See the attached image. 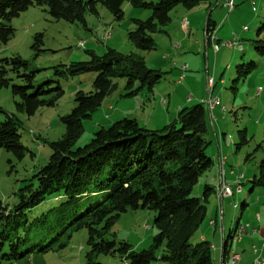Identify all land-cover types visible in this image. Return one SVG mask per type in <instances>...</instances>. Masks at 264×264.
I'll return each instance as SVG.
<instances>
[{
	"label": "trees",
	"instance_id": "1",
	"mask_svg": "<svg viewBox=\"0 0 264 264\" xmlns=\"http://www.w3.org/2000/svg\"><path fill=\"white\" fill-rule=\"evenodd\" d=\"M151 9L147 21L137 20L130 40L141 51L156 48L154 35L165 29L171 12L179 6L187 10L210 4V0H0V49L15 36L14 19L32 7L44 8L56 21L86 26V15H98L103 6L118 20L123 6ZM212 28L211 16L206 31ZM256 49L264 56V41ZM43 46V36H36L35 49ZM41 51V49H39ZM94 73L93 91L75 94V107L61 118L65 134L59 141L47 142L52 154L45 167L17 192V202L10 206L0 202V259L31 264L41 254L59 253L68 248L74 233L86 229L89 252L85 264H100V255H118L124 264H151L156 250L168 264H212L211 249L191 240L207 216L211 189L202 197L193 190L201 177L213 166L207 153L210 142L208 107L198 103L179 112L178 117L160 129L140 125L124 118L108 128L101 127L91 141L77 146L84 122L92 119L104 101L117 88L114 81L125 79L126 98L146 93L153 95L164 73L147 67L137 55H122L108 49L102 56L71 66L64 78ZM37 72L31 71L20 57L0 59V90L11 88L18 114L32 117L40 108H54L63 97L61 87L52 82L37 84ZM57 74H61L57 72ZM20 79L23 85L14 84ZM0 148L18 160L26 157L21 143L23 122L17 114L0 109ZM259 169L264 185V161ZM103 197L96 205L94 199ZM59 202L58 205L52 206ZM245 207L246 204H243ZM154 211L158 233L148 250L135 252L128 243L111 240L117 219L129 210ZM225 239V251L228 239Z\"/></svg>",
	"mask_w": 264,
	"mask_h": 264
},
{
	"label": "rangeland",
	"instance_id": "2",
	"mask_svg": "<svg viewBox=\"0 0 264 264\" xmlns=\"http://www.w3.org/2000/svg\"><path fill=\"white\" fill-rule=\"evenodd\" d=\"M144 1L158 3L161 0ZM212 2L211 6L205 4L193 10L182 6L174 9L170 14L169 25L154 35L156 48L146 52L135 47L129 34L137 29V20L147 21L152 17V10L135 8L130 2L124 3L120 20L108 9L99 6L98 15H86V26L56 21L47 10L39 7H32L14 19L12 26L15 36L0 49V59L20 57L28 63L31 71L37 72V84L51 81L52 88L61 87L64 95L56 107L40 108L34 116L28 117L17 113L18 99L11 88L0 90V109L17 114L23 122L21 143L27 149L26 157L18 160L0 148V202L10 206L17 202L16 194L24 181L30 180L49 162L52 150L47 142L59 141L64 136L65 126L61 118L74 109L75 94L93 91L96 74L67 79L62 73L71 66L90 61L92 54L102 56L112 49L126 56L137 55L147 67L164 73V78L155 87L154 96L144 92L137 99L145 102L148 109L147 114L141 112L138 115L139 121L144 124L163 123L168 112L176 115L175 107H180L182 111L209 97L220 100V106L208 111L209 134L206 139L210 142L207 150L210 157H218L219 154L226 157L227 163L223 168L225 178L235 192L232 199L224 201L226 235L233 232L237 223H256L255 216L264 206V185L258 184L262 177L259 166L264 161V56L256 49L259 45L256 42L264 41V0H235L233 12L225 7L224 2ZM210 16L211 21L217 23L214 28L217 29L218 41L215 43L219 47L218 51L213 43L206 49V23ZM185 19L190 23L186 30L181 27ZM108 33H111V37L106 39ZM40 34L43 36V46L39 48L41 51L34 48L36 36ZM235 36L243 50L224 45L232 42ZM81 42H86L82 48L79 47ZM178 45H181L180 48ZM186 64L189 68L184 73L181 68ZM182 75H185V79L180 81ZM209 78L214 79L211 89L208 88ZM13 83L23 85L20 79H15ZM114 83L117 85L116 90L106 98L92 119L84 122V131L77 146L89 143L101 127L108 128L119 121L118 115L113 117L115 112L129 109L130 102H136L125 97V79H116ZM162 100L166 103L163 104ZM188 102L192 103L188 105ZM108 106L115 111H108ZM107 114L113 118L109 120ZM3 117L0 114V120ZM232 171L235 175L231 174ZM236 175L245 176L241 182V192L237 191ZM212 177L216 181L220 177L219 169L214 165L200 181L204 182L208 178L213 183L210 186L214 187L216 183ZM193 196L198 197L197 186ZM102 198H95L93 204L100 203ZM216 199L211 194L207 207L216 203ZM217 202L220 206L219 200ZM234 203L238 204L237 209ZM58 204L56 202L52 206ZM155 216L156 213L148 209L129 210L116 220L110 239L118 244L128 243L135 252L150 249L158 233L154 227ZM207 220L208 216L193 236V245L202 243L201 232ZM88 238L86 229L76 232L67 249L59 253L41 254L31 264H85L89 252ZM239 247L242 246L230 243L231 250ZM211 253L214 258L215 250L211 249ZM161 255L162 250H156V259L151 264H168L160 260ZM242 256L243 262L239 264H245L251 258L253 260L250 250L242 252ZM97 261L100 264H124L117 254L100 255ZM0 264L23 263L0 259Z\"/></svg>",
	"mask_w": 264,
	"mask_h": 264
},
{
	"label": "crops",
	"instance_id": "3",
	"mask_svg": "<svg viewBox=\"0 0 264 264\" xmlns=\"http://www.w3.org/2000/svg\"><path fill=\"white\" fill-rule=\"evenodd\" d=\"M219 2L222 3L223 0H219ZM211 5H213L212 0H210V6ZM207 22H208V20H207ZM189 25H190V23H189ZM188 26L186 28H183L182 26L181 27H182V29L186 30L188 28ZM206 26H207V23H206ZM216 26H217V23L212 22V28H214ZM210 43L211 42L207 38V31H206V49H207V47H209L211 45ZM180 46L181 45H178V48H180ZM187 66L189 68V65H187ZM209 74H210V70H209ZM209 74H207V75H209ZM139 96H136L134 98H127L129 100H133V101H136V102H130V107L131 108H129V109L125 108V110H121V109L117 110L115 112V114L113 115V117L115 118L118 115V118H120V120H122L124 118L135 119V120H137L140 123V125H142L144 127H147V128H151V129H160L162 126H164V124H168L171 121L175 120L176 116L178 117V113L180 112L181 108L180 107H177V108L175 107V109H176V113L175 114L176 115L170 114L168 112L167 113L168 116H167V118L165 119V121L163 123L154 122V124L148 125V123L144 124L143 122H140L138 115L141 112H143L144 114H147L148 113V109H147V106L145 105V102H139L137 100L139 98ZM153 96H154V94H153ZM192 102H188V105L191 104ZM133 105H134V107H133ZM111 106H112V104H111ZM111 106H108V111H110V110H114L115 111V109L112 108ZM107 117H108L109 120H111L113 118L110 114H107ZM221 158H226V157H224V155H220V154L218 155V157L216 155H212V159H213V162H214L213 165H214V167L216 169H219V173L221 172V170H220V159ZM244 179H245V176H244ZM212 180L215 181V183H216L214 185V187L210 186V185H213V183L211 181H209L208 178H206V180L204 182L200 181L199 185L197 186L198 187V197H202L201 194L204 192L205 188L208 186L211 189V191L209 192V195L211 196V194H212L213 196H215L217 198L216 199V203L211 204L210 208L207 207L208 220H207V223L203 225L200 242L205 243L210 249H211V246L214 247L213 249L215 250V256L212 259H213V261L219 262L222 259L223 254L227 255L231 251L230 243L231 244L233 243L232 242V238H233V233H234L235 228H234V230H233V232L231 234L226 235L224 201L227 200V199H224L223 201H220L218 196H217V193H216V188L220 184V177H218L217 181H216V179H213V177H212ZM236 180H237V178H236ZM225 182L228 185H230L226 178H225ZM234 195H235V192H234ZM232 198H229V199H232ZM218 200H219L220 206H218V202H217ZM208 201H209V199H208ZM260 213H261V215H260ZM260 213L255 216V218L257 216L260 217L259 221H257V219H256L257 222L254 223V224L246 223V224H250L256 230V233L247 236L246 238H244V240L241 243L238 244V245H240L242 247H239V249H233L238 254H240V256H241V260H240L239 263L243 262L242 252H247L248 250H250L251 251V255L253 256L252 246L253 245L261 246V244L263 242V239H264V221H262V217L264 218V206L261 208ZM211 222H214L213 226L211 225ZM237 224H240V223H237ZM236 226L237 225H235V227ZM230 235H231V238L228 239V245H227V248H226V251H225V248H224L225 242H226L225 239H227ZM246 240H247V242H245ZM222 250H223V252H222ZM245 264H253L252 258L249 259V262H246Z\"/></svg>",
	"mask_w": 264,
	"mask_h": 264
},
{
	"label": "built area",
	"instance_id": "4",
	"mask_svg": "<svg viewBox=\"0 0 264 264\" xmlns=\"http://www.w3.org/2000/svg\"><path fill=\"white\" fill-rule=\"evenodd\" d=\"M225 7L230 11L233 12L235 10L236 7V2L235 0H223ZM187 26H184V28H186ZM246 30V28H245ZM111 37V33H108L105 38L109 39ZM207 38L208 40L214 44L215 46V50L218 51L219 47L218 45H216L215 42L218 41L217 38V29L216 28H210V30L207 32ZM225 46H229L231 49H243V46H239L238 45V41H237V37L235 36L234 40L232 42L229 43H225ZM79 47L81 48V43L79 44ZM188 66L184 65L181 70L185 73L187 72ZM185 79V75H182L180 77V81H183ZM214 80L213 78H209L208 80V88L211 89L213 86ZM190 101V100H189ZM163 102H165V100H163ZM200 103H205L210 107V111L215 110V108L217 107V98H211L209 97L208 100H202ZM225 158H221L220 159V184L218 186V191H219V200L223 201L224 199H229L232 198L234 196V190H233V186L228 185L225 182V176H226V172L224 171V166H225ZM231 174L235 175V173L232 171ZM237 178V190L239 192H241L242 190V181L244 180V175H236ZM257 221L260 220V217L257 216L256 217ZM213 224V222H211V225ZM256 233V230L250 225V224H243L242 226V231H241V235L240 236H236V239L234 241L233 244H239L241 243L244 238H246L249 235H252ZM223 252V250H222ZM252 252L255 253V260H256V264H264V239L263 242L261 244V246H257V245H253L252 246ZM241 260V256L240 254H238L235 250H231L228 253V261H219L216 262V264H238Z\"/></svg>",
	"mask_w": 264,
	"mask_h": 264
},
{
	"label": "bare ground",
	"instance_id": "5",
	"mask_svg": "<svg viewBox=\"0 0 264 264\" xmlns=\"http://www.w3.org/2000/svg\"><path fill=\"white\" fill-rule=\"evenodd\" d=\"M189 25V21L187 19H185L183 22H182V27L184 28V26H188ZM86 44V42H81V48L84 47ZM240 50H243V49H240ZM165 102H163V104H165ZM204 104L205 106L208 107V109L210 110V107L205 104V103H202ZM220 100L217 98V107L220 106ZM225 110V109H224ZM227 162V159L225 158V163ZM242 191V190H241ZM216 193H217V196L219 198V191H218V187L216 188ZM239 206L237 203H234V208L237 209ZM214 225V222L212 224V226ZM242 226L243 224H237V226L235 227V230H234V233H233V238H232V242L234 243L235 239H236V236H240L241 235V231H242ZM149 229V228H148ZM214 247L211 246V249H213ZM221 261H228V254L227 255H224L223 254V257L221 259ZM212 264H216V261H213ZM253 264H256V260H255V253L253 252Z\"/></svg>",
	"mask_w": 264,
	"mask_h": 264
},
{
	"label": "water",
	"instance_id": "6",
	"mask_svg": "<svg viewBox=\"0 0 264 264\" xmlns=\"http://www.w3.org/2000/svg\"><path fill=\"white\" fill-rule=\"evenodd\" d=\"M209 19V18H208Z\"/></svg>",
	"mask_w": 264,
	"mask_h": 264
}]
</instances>
